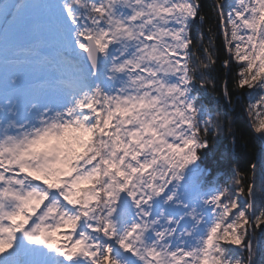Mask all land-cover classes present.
Masks as SVG:
<instances>
[{
	"label": "snow or ice",
	"instance_id": "snow-or-ice-1",
	"mask_svg": "<svg viewBox=\"0 0 264 264\" xmlns=\"http://www.w3.org/2000/svg\"><path fill=\"white\" fill-rule=\"evenodd\" d=\"M212 11L252 152L224 186L201 0H0V264H264V0Z\"/></svg>",
	"mask_w": 264,
	"mask_h": 264
},
{
	"label": "trees",
	"instance_id": "trees-1",
	"mask_svg": "<svg viewBox=\"0 0 264 264\" xmlns=\"http://www.w3.org/2000/svg\"><path fill=\"white\" fill-rule=\"evenodd\" d=\"M201 3L203 5V14L206 16V19L203 22L197 20L192 28L193 49H199L197 55L203 59L205 57L203 46L210 47L214 52L216 63L210 66L205 74L206 81H211L212 83H206L201 87L200 81L197 80L196 90L202 97L204 103L212 111L213 115H216V113H220L221 115L225 112L228 113L229 118L233 122L237 141L241 142V150L236 155L235 160L231 164L223 165L215 173L214 180L219 181L220 186H224L225 184H233L235 169H238L241 172H246L248 162L252 158V152L244 147L241 141V134L247 135V126L249 123L246 112L247 101L246 98H240L234 95L233 104L228 105L226 103L223 90L225 84L229 90H233L234 72H228L223 67V60L226 58V53L223 48V38L220 25L212 11L213 0H201ZM209 29H211V32ZM213 35L215 36V42L214 44H210L209 38ZM227 137V127L224 126L218 133H214L209 137V143L213 148L222 151L220 146L222 144H227ZM256 184L257 204L259 205L264 201V193L259 191V175H257Z\"/></svg>",
	"mask_w": 264,
	"mask_h": 264
}]
</instances>
